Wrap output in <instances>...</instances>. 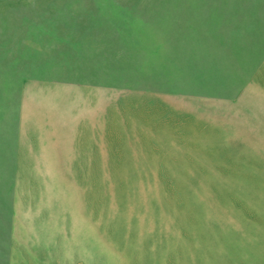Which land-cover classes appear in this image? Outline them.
Segmentation results:
<instances>
[{
	"label": "rangeland",
	"instance_id": "1",
	"mask_svg": "<svg viewBox=\"0 0 264 264\" xmlns=\"http://www.w3.org/2000/svg\"><path fill=\"white\" fill-rule=\"evenodd\" d=\"M197 1L0 0V264H264V71L224 89L215 68L250 58L236 35L264 23V0L232 13ZM198 22L228 36L188 74L166 49L175 24ZM88 54L102 70L101 173L32 164L19 178V81L83 71Z\"/></svg>",
	"mask_w": 264,
	"mask_h": 264
},
{
	"label": "crops",
	"instance_id": "2",
	"mask_svg": "<svg viewBox=\"0 0 264 264\" xmlns=\"http://www.w3.org/2000/svg\"><path fill=\"white\" fill-rule=\"evenodd\" d=\"M206 2L208 1H197L201 4L196 6V10L206 7L202 5ZM243 2L246 1L224 0L221 7L232 13L240 8L234 4ZM219 12L221 11L215 13ZM226 23L227 21H223L222 24ZM206 24L198 22L190 27L186 25V28H179L178 24L173 26L175 35L170 46H167L166 54L172 53L176 66L178 62L182 63V59H189V64L185 62L188 74H198L197 68L202 72L207 64H198V61L221 58L222 54L215 52L223 49L222 44L226 43L228 35L224 34L226 37L222 38L215 36L219 34L217 30H211V26ZM193 27H197V30ZM248 28L250 24L248 27L247 24L238 27L236 38L239 37L237 43L242 40L246 44V36L249 35L253 49L250 58L247 59L246 55L241 58L239 56L243 61L236 62L237 65L229 60L223 61V64H215L216 72L226 77L224 81L227 82L221 84L224 89L228 88L229 81L233 82L228 76L238 74L241 81L248 80V84L253 85L264 71V49L261 47L264 41V23L260 26L252 25L249 30ZM220 29L223 30V27ZM233 41L234 39L230 42ZM199 47L205 51H199ZM193 48L196 49L191 50ZM228 49L223 51L228 52ZM189 53L190 57L187 56ZM83 59L87 61L83 71L72 73L75 69L68 68L62 73L50 72L43 77L29 74L19 81L17 98L11 108L15 123L7 130L8 133L12 132L11 159L8 161L14 164L19 178L30 171L32 164H39V168L44 171H49V164H62L67 172L93 173L87 175L93 177H96V172L101 173V62L96 54L85 55ZM246 74H249V78L244 77ZM231 92L232 97L237 95V90ZM2 156L4 157L3 152Z\"/></svg>",
	"mask_w": 264,
	"mask_h": 264
}]
</instances>
